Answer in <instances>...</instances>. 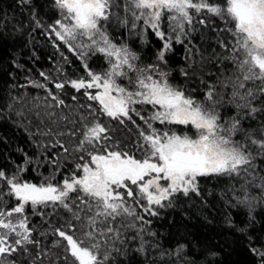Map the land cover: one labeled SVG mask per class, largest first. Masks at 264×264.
Segmentation results:
<instances>
[{
    "label": "snow or ice",
    "instance_id": "1",
    "mask_svg": "<svg viewBox=\"0 0 264 264\" xmlns=\"http://www.w3.org/2000/svg\"><path fill=\"white\" fill-rule=\"evenodd\" d=\"M17 4L32 31L44 29L58 51L80 61L83 75L66 73L63 51L56 75L39 71L42 79L11 61L6 107L31 117L23 127L39 151L34 158L21 149L15 170L0 168V264H214L215 251L201 260L194 246H165L151 226L181 198L202 199L201 178H227L222 198L246 209L249 225L264 208V0ZM41 9L56 18L45 23ZM214 20L223 24L221 51L205 55L193 33ZM176 45L186 62L178 71L186 81L198 78L196 87L173 80ZM95 57L104 61L99 70L91 67ZM209 65L217 70L205 72ZM30 170L38 183L24 178ZM226 222L248 230L231 215ZM247 239L264 264V244Z\"/></svg>",
    "mask_w": 264,
    "mask_h": 264
},
{
    "label": "trees",
    "instance_id": "2",
    "mask_svg": "<svg viewBox=\"0 0 264 264\" xmlns=\"http://www.w3.org/2000/svg\"><path fill=\"white\" fill-rule=\"evenodd\" d=\"M40 15L45 23H50L56 18V14L49 9H41ZM217 27L222 28L223 24L219 20H214L213 24L207 28L198 25V31L193 33V42L205 55H210L213 49L216 52L221 51L217 45ZM221 38L230 39L227 33H223ZM133 46L138 48L139 42H135ZM61 51L68 57L70 64H64L60 55ZM143 51L149 58L153 54L151 47ZM183 53L184 47L176 45L175 55L170 60L173 80L179 85L187 84V87L191 89L196 87L199 80L194 78L192 81H186L180 75L179 67L186 65L182 59ZM14 58L19 59L26 68L31 69L30 75L36 79H42L38 75L39 71L56 75V68L61 64H64L69 76L75 78L83 75L80 61L65 48L58 51L44 29L32 31L27 19V11L21 10L17 0H0V109H2L0 111V168L9 172L15 170V166L23 161L21 149L34 158L39 151L23 127L31 117H27V114L25 117H20L15 112H9L6 107L10 100L6 82H11L7 73L15 71L11 64ZM103 64L104 61L100 57H95L91 61V67L94 70H99ZM216 70V65H209L204 69L205 72ZM19 82H24L22 75ZM27 92L29 96L43 95V92L38 89H28ZM49 171L50 169L46 167L41 168L45 176L49 174ZM24 178L39 182L37 174L31 170L24 174ZM59 178L57 176V179ZM229 183L227 178H201L202 199L196 196L191 199L181 198L177 207L161 210L160 218H153L151 227L160 234L165 246L174 245L176 241L194 246V251L201 260L205 259L206 253L215 251L218 255L215 257L214 264H256L258 258L249 251L247 237L252 236L256 245L264 244V208H257L256 219L249 225L246 209L230 208L222 198ZM45 211H51V209H45ZM229 215L237 227L247 225V232L241 234L235 227H229L226 222V217ZM32 219L38 225L41 223L40 217Z\"/></svg>",
    "mask_w": 264,
    "mask_h": 264
}]
</instances>
